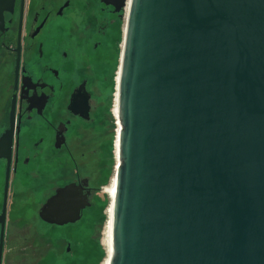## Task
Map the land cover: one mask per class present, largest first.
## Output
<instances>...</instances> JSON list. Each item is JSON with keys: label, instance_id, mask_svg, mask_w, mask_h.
<instances>
[{"label": "water", "instance_id": "95a60500", "mask_svg": "<svg viewBox=\"0 0 264 264\" xmlns=\"http://www.w3.org/2000/svg\"><path fill=\"white\" fill-rule=\"evenodd\" d=\"M12 2L0 0L1 31ZM127 3L108 264H264V0H120L116 10ZM13 112L14 101L0 137L8 165ZM88 206L69 185L39 216L74 223Z\"/></svg>", "mask_w": 264, "mask_h": 264}, {"label": "flooded vegetation", "instance_id": "af4514ba", "mask_svg": "<svg viewBox=\"0 0 264 264\" xmlns=\"http://www.w3.org/2000/svg\"><path fill=\"white\" fill-rule=\"evenodd\" d=\"M119 4L13 0L11 11L3 12L0 137L10 129L12 101L14 126L9 165L0 159V213L9 172L0 264L101 262L102 174L89 169L84 155L102 58L113 55L122 38L127 5L123 12L116 10ZM73 95H80L74 105ZM69 185L89 203L80 219L64 225L43 221L41 207Z\"/></svg>", "mask_w": 264, "mask_h": 264}, {"label": "rangeland", "instance_id": "374dc122", "mask_svg": "<svg viewBox=\"0 0 264 264\" xmlns=\"http://www.w3.org/2000/svg\"><path fill=\"white\" fill-rule=\"evenodd\" d=\"M123 27V21L121 22V28ZM120 44L121 40L118 43V55L115 56L116 51L114 49L113 55H105L102 58L103 67L98 74L99 77V87L95 89V94L97 95L96 100L94 101V105H96L95 109V119L93 121L94 126H92L87 131L88 142L90 145L85 151V160L88 162L89 169L92 172L100 171L102 174L101 177V186L103 189L108 187L110 181L114 175V166H115V159H114V152H115V138H114V130L117 125H115L116 117L115 113L113 112L114 107L113 101L115 95L114 87L116 86V71L119 65V56H120ZM112 112V113H111ZM96 172V173H97ZM95 173V175H96ZM100 202V200H99ZM109 203L108 196L102 193V201L100 202L99 209H102V214L105 216V221L103 225L99 227L101 232L99 233L100 242L102 245L103 250H105L103 245L104 239V227L106 222V209ZM84 248L86 249L85 244H83ZM105 258V257H103ZM104 259L101 260L100 264H102ZM57 264V263H56Z\"/></svg>", "mask_w": 264, "mask_h": 264}, {"label": "bare ground", "instance_id": "6f19581e", "mask_svg": "<svg viewBox=\"0 0 264 264\" xmlns=\"http://www.w3.org/2000/svg\"><path fill=\"white\" fill-rule=\"evenodd\" d=\"M127 8H128V3H127ZM116 84H117V74H116ZM113 106L114 107V113L116 115L117 113V109H116V90H115V95H114V101H113ZM116 119V117H114ZM118 126V124H117ZM117 132H118V128H117ZM115 152H114V156L116 158V148H117V133L115 135ZM114 175L110 181V184L108 187H106L105 191L107 192V195H108V199H109V202L112 201V197H113V193H114ZM111 213H112V210H111V205L107 206V209H106V215H107V218H106V222H105V227H104V239H103V245H104V248H105V258L102 262V264H108V261H109V255H110V230H111Z\"/></svg>", "mask_w": 264, "mask_h": 264}, {"label": "trees", "instance_id": "16d2710c", "mask_svg": "<svg viewBox=\"0 0 264 264\" xmlns=\"http://www.w3.org/2000/svg\"><path fill=\"white\" fill-rule=\"evenodd\" d=\"M120 40H121V39H120ZM116 50H117V51H116L115 56H117V55H118V52H119L118 49H116ZM104 221H105V216L103 215V222H104ZM103 257H105V250L102 251L101 260L104 259Z\"/></svg>", "mask_w": 264, "mask_h": 264}]
</instances>
